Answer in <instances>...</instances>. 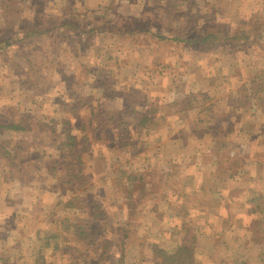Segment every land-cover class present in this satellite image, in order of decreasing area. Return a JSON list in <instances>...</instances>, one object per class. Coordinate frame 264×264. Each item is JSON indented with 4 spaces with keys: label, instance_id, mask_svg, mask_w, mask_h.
<instances>
[{
    "label": "rangeland",
    "instance_id": "1",
    "mask_svg": "<svg viewBox=\"0 0 264 264\" xmlns=\"http://www.w3.org/2000/svg\"><path fill=\"white\" fill-rule=\"evenodd\" d=\"M258 1L0 0V122L9 125L27 117L33 121L26 134L0 129V214L12 209L6 199L14 198V236L18 223L25 226L24 234L36 226L43 233L96 226L101 229L96 235L100 244L108 231L112 260L121 258L125 247L124 264H154L156 252L166 254L176 242L174 227L185 222L190 205L194 215L183 226L185 231L208 232L206 238H198L195 231V239L186 235L197 243V264H264V112L234 111L238 98L249 93L252 76L264 70V38L253 47L241 41L242 53L227 50L223 41H200L206 32L225 39L238 24L248 27L253 12L260 10L264 16V4L256 6ZM31 32L37 36L30 37ZM177 37L197 43L177 42ZM187 95L194 96L196 104L187 106L186 115L172 118L176 107L168 110L166 120L161 113L145 116L152 106L170 107ZM205 107L214 113L203 112ZM100 110L120 115L126 126L108 123V115L94 119ZM150 123L154 125L147 126ZM66 132L86 142L83 168L88 179L80 196L98 197L107 221L96 224L89 213L65 212L62 202L68 194L56 176L48 167L39 176L31 169L52 158L61 164L57 176L65 175L63 166L75 160L64 162ZM94 152L101 154L97 167ZM225 161L231 162L222 168ZM146 162L155 163L149 169H157L149 182L162 195L164 228L160 219L143 215L147 212L130 218L120 198L118 173L123 168L133 173L149 170ZM190 163L196 168L188 169ZM161 169L163 183L158 181ZM21 179L30 185L22 187L16 182ZM37 182L48 195L50 190L56 195L49 196L45 214L32 217L25 206L37 197ZM187 191L193 195L186 198ZM179 193L183 200L173 201ZM155 202L148 200L144 206ZM58 204L62 213L53 221ZM176 207L179 212L173 211ZM128 225L131 234L125 243L122 231ZM95 246L82 248L86 259L101 254L103 249ZM31 251L29 245L23 254Z\"/></svg>",
    "mask_w": 264,
    "mask_h": 264
},
{
    "label": "trees",
    "instance_id": "2",
    "mask_svg": "<svg viewBox=\"0 0 264 264\" xmlns=\"http://www.w3.org/2000/svg\"><path fill=\"white\" fill-rule=\"evenodd\" d=\"M260 10L257 12H253L250 14V18H248V22H250V25L248 27H245L243 23L238 24L235 26V29L228 35H226V38L223 39L219 34H209L206 32L205 37L200 40L203 44L205 43H214L217 41H223V44H226L228 47L227 50H230L231 52L235 53H242L239 51L240 49V43L241 41H246L252 45V47L255 45L256 42H259V40L264 38V22L258 25L259 19H264V16H260ZM260 16V17H259ZM246 20V19H245ZM243 22V21H242ZM63 26L65 27H72L70 23L67 22H61ZM254 25H257L256 28ZM75 27V26H74ZM148 33V32H147ZM150 33L147 34L149 36ZM30 37H36V32L28 33ZM160 40H166L168 38L166 37H159ZM178 38V37H177ZM223 39V40H219ZM177 42H182L184 44L188 45H194L197 43L196 39L193 40H180ZM8 43V42H6ZM3 43H0V45ZM241 55V54H238ZM251 89L247 96H244L243 98H238V101L235 103L234 111L236 109H248L253 110L255 112H264V70L257 71L250 80ZM194 105L196 104L195 97L193 98L191 96H186L183 100H180L179 102H176L174 105L170 107H162L159 105L152 106L150 109L145 110V116H156L160 113L163 115V118L166 120L167 117H169L168 110L170 108H178V112L174 113L171 112L170 115H172V118H176L178 115H186L188 113L187 106L188 105ZM212 107H205L204 111L205 113H214L211 112ZM201 113V112H199ZM202 114V113H201ZM106 115H108V123H113L118 125V128L121 129L123 126H126V121L124 118H120L118 114L114 113H105L100 110L98 113L94 114L95 118H104ZM170 118V117H169ZM167 118V119H169ZM156 119V118H155ZM33 124V121L31 118H18L14 121V124H4L0 122V129L6 131V132H13L15 134H26L29 132L31 126ZM154 123H150L147 126H153ZM115 126V127H116ZM66 141L63 144L64 148H61L62 150L66 151V156L64 158V162H68V159H75L74 162L68 163L65 167L63 166L62 171L65 173L64 176L58 177V167L60 162H53L52 158L50 162L44 163L41 162L39 164V167H35L34 165H31V169L34 168V170L37 171V176H39L38 172L43 167H48L47 171L50 172L53 176H56V178L59 181V187L62 189L63 192L66 194L72 193L73 197L66 201L65 209L71 210V211H81V210H87L89 212L90 217L98 223L102 220L107 221V212L104 209L103 205L99 200L92 199L91 197L82 198L80 196V191L84 188V186L87 184V177L84 174V151H85V144L86 142L82 143L80 139L72 134L70 132H66ZM87 141V139H86ZM264 146V144H262ZM35 151L38 150V148H34ZM53 149V148H52ZM39 162V161H35ZM231 161H225L220 163L221 167H224V164H228ZM31 164V162H30ZM245 169V168H243ZM22 172H25V169L21 170ZM157 171L156 168H151L149 170L133 173L130 170H127L124 168L121 170L120 177V198L124 200V203H126L125 210L129 214V217L134 219L140 212H142L145 209V203L152 199L159 200L161 199L162 195L159 191L158 193L154 192L153 189L157 187L154 182L150 181V174L152 172ZM132 172V173H131ZM164 170H159V179L158 181L160 183H163V174ZM244 171L241 173L239 172L238 175L242 176ZM233 175V174H232ZM159 187V185H158ZM151 189V190H150ZM163 200V199H161ZM162 202V201H161ZM145 205V206H144ZM264 210V207H263ZM180 211V210H179ZM178 211V212H179ZM129 221H132L131 219ZM184 221L181 220V223ZM132 225V224H131ZM130 225V226H131ZM184 224L181 226L176 225L175 228L179 229V235H182L187 237L186 235L192 234L195 239V235L193 234V231L184 229ZM127 227H125L122 231V234H124V242L126 243L127 240L130 238L131 231L129 232L127 230ZM182 227V228H181ZM185 233H184V231ZM77 237L82 242H88V233H97L101 232V229L97 230V227L95 229H85V228H76ZM125 230V231H124ZM103 242H106L107 234H103L102 236ZM192 237V236H191ZM188 238L186 242L175 243L170 246V250L166 251V254H164L163 251L159 250L156 252L155 255V261L154 264H197L198 262V254L197 252L199 249L197 248V243L191 244V246H188ZM196 242V240H195ZM92 244V243H90ZM125 245V244H124ZM121 258L118 256V258L115 260L116 264H124L127 255L125 252V247H122L121 250ZM263 254V253H262ZM120 258V259H119Z\"/></svg>",
    "mask_w": 264,
    "mask_h": 264
},
{
    "label": "crops",
    "instance_id": "3",
    "mask_svg": "<svg viewBox=\"0 0 264 264\" xmlns=\"http://www.w3.org/2000/svg\"><path fill=\"white\" fill-rule=\"evenodd\" d=\"M262 1H258L255 3L256 6H262L264 4ZM254 113H258V112H254ZM199 115H202L199 113ZM202 116H199V118ZM143 149H147V148H143ZM141 150V154H143L142 152L144 150ZM154 150H156V148H154ZM95 153V154H94ZM94 157H97L94 159V165L100 166L101 164V154L98 152H94ZM147 160V158H146ZM85 159H84V164H85ZM147 163V169H149L150 167H153L155 165V163ZM190 166L188 167V169H195L196 166H194L193 164H189ZM146 167V166H145ZM102 179H104L105 181H107V178L102 177ZM93 181V180H92ZM16 182H18V184H21L22 187H27L30 184L25 182L23 179L21 180H16ZM42 182V181H41ZM191 184H193V181L190 180ZM93 183H92V187H93ZM34 187V192L35 194H38L37 197H34V200L30 201V203H28L25 207H30L28 213L30 214V216H37L39 217L41 214H45L46 210L48 211V209L50 207L47 206L48 204V198L49 196L52 195H56L53 191L51 192L50 190V194L48 195L47 191L44 190V186L41 184H37L35 183V185H33ZM39 189V190H37ZM189 191V189H188ZM187 191L186 193V198H188L189 196L193 195L192 193H189ZM191 191V190H190ZM71 194V196H70ZM39 197H42V199L40 200ZM69 200L70 198L73 197L72 193H69L67 195ZM82 197V196H81ZM96 197V196H95ZM169 197V195H168ZM185 196L181 193L178 194L177 199L173 200V201H181L183 200ZM172 198V196L170 197ZM36 199V202H34ZM97 200L98 197L96 198ZM66 200V201H67ZM7 204H9V206L12 207V209H7V211L5 210V212H2L0 214V264H83L86 260L91 262V263H98L99 261L103 260V263H107V260L109 261V263L111 264H115V258H113L112 260V253L110 254V252H112V249L109 245L110 240H109V235H108V231H106L105 234H107L106 237V242L104 243L102 241V244H100L99 241L96 240V235H99L97 233H93L94 235H91L92 240L88 242H82L78 239L77 237V230L76 228H81L82 226H73V227H67L66 229H62V228H56V229H49L48 231H45L44 233L41 232L40 227L36 226L34 229L32 230H28V233L24 234L23 230L25 229V226H23L21 223H18V228L16 231V235L14 236V198H10L6 199ZM40 201V203H39ZM65 202H62L63 204V209L65 212L69 213V212H85V213H89L87 210H77V211H71V210H66L65 209ZM161 199L158 200V202H155L154 206H148L147 208L145 207V209H147L145 211V209L142 212H147V213H143V215L146 214H150L148 216H154L157 219H160L162 221V225L164 228V224L166 222V218L164 217L165 213L161 214V207H159ZM62 204H58L57 207L55 208L56 213L52 216V218L54 219L53 221H57L58 216L62 213L61 211H59L60 206L62 207ZM39 206V207H37ZM46 209V210H45ZM52 210H54V207H51ZM106 210V209H105ZM180 207H176L173 211H179ZM59 211V212H57ZM63 211V210H62ZM186 217L187 219L185 220V222H183L182 224H184L185 226H188L189 223V218H191L194 215V212L192 210V208L190 207V205H187L186 207ZM107 212V210H106ZM142 212H140L138 215H140ZM48 214V212H47ZM108 214V213H107ZM17 215H19V212L17 210ZM90 220L92 219V217H89ZM16 219L18 221V218L16 216ZM93 220V219H92ZM94 221V220H93ZM24 222V221H23ZM64 223V222H63ZM71 223V222H70ZM94 223H96L94 221ZM72 224V223H71ZM97 224V223H96ZM34 227V225H33ZM151 227V226H150ZM85 228V227H82ZM95 227H91V228H85V229H95ZM163 228L161 227V230H158V232L160 233L158 236L161 237V235L163 234ZM176 230V237H175V241L174 243H180L182 244V242H186L187 241V237L185 238H180L179 237V229L175 228ZM27 231V230H26ZM190 231H195L197 233V237H202V238H206V234L208 232H197L195 230V228H192ZM221 234L225 233V230L221 229L220 230ZM30 234V235H28ZM39 234H42V236L40 237ZM19 237H21V239H19ZM214 237V236H213ZM36 238L38 241L35 242L33 245L31 244V240ZM210 239V238H209ZM211 240V239H210ZM90 243H92L93 245H96L95 247L98 248L100 247V249H103V251L101 252V254L98 255V258L94 255L92 256V259H86V257H84V254L82 252V248H84L87 245H91ZM172 243V244H174ZM192 242L188 241V246L191 244ZM146 243L145 242H141L139 244L140 247H144ZM29 245L33 246L34 249V253H32V251L29 254H23V252L25 251V248H29ZM102 247V248H101ZM110 250V252H109ZM111 255V258L110 256ZM257 255H260V253H258ZM204 255H202L203 257ZM106 258V259H105ZM259 258V257H258ZM257 258V259H258ZM256 259V260H257ZM106 260V261H105ZM214 261V260H213ZM216 262V261H214ZM86 263V262H85Z\"/></svg>",
    "mask_w": 264,
    "mask_h": 264
}]
</instances>
